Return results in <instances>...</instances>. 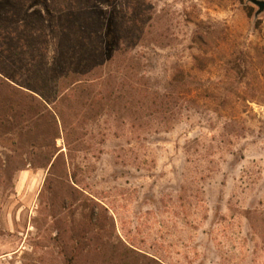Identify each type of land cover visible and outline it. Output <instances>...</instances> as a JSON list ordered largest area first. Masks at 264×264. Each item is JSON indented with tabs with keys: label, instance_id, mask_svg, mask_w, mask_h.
<instances>
[{
	"label": "rangeland",
	"instance_id": "374dc122",
	"mask_svg": "<svg viewBox=\"0 0 264 264\" xmlns=\"http://www.w3.org/2000/svg\"><path fill=\"white\" fill-rule=\"evenodd\" d=\"M0 37V264H264V11L0 0Z\"/></svg>",
	"mask_w": 264,
	"mask_h": 264
},
{
	"label": "water",
	"instance_id": "95a60500",
	"mask_svg": "<svg viewBox=\"0 0 264 264\" xmlns=\"http://www.w3.org/2000/svg\"><path fill=\"white\" fill-rule=\"evenodd\" d=\"M249 1L258 8V12L264 11V1L262 0H249Z\"/></svg>",
	"mask_w": 264,
	"mask_h": 264
},
{
	"label": "trees",
	"instance_id": "16d2710c",
	"mask_svg": "<svg viewBox=\"0 0 264 264\" xmlns=\"http://www.w3.org/2000/svg\"><path fill=\"white\" fill-rule=\"evenodd\" d=\"M73 27H77L76 24H71ZM1 38V37H0ZM1 42V41H0ZM82 43H84L83 39H82Z\"/></svg>",
	"mask_w": 264,
	"mask_h": 264
}]
</instances>
